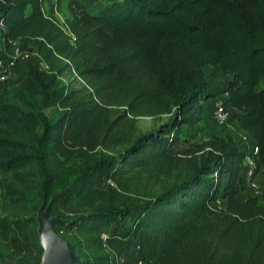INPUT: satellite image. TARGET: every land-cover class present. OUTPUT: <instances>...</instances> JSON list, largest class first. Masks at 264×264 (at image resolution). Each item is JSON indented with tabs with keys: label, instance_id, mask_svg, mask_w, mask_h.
Wrapping results in <instances>:
<instances>
[{
	"label": "trees",
	"instance_id": "16d2710c",
	"mask_svg": "<svg viewBox=\"0 0 264 264\" xmlns=\"http://www.w3.org/2000/svg\"><path fill=\"white\" fill-rule=\"evenodd\" d=\"M42 2L0 0V41L38 57L18 79L19 88L38 96L27 104L34 110L0 101V173L38 188L46 202L47 154L66 158L75 149L117 148L61 194L65 203L90 209L63 229L77 237L69 239L83 264H112L99 236H117L122 221L146 264H264V205L243 185V149L226 138L209 142L208 151L199 145L171 152L183 129L201 121L202 104L217 95L203 77L205 67L215 68L226 82L218 94L226 93L238 130L258 148L255 180L264 177V86L258 88L264 83V0H107L62 23L42 14ZM64 73L81 87L62 82ZM51 104L64 109L53 124L41 112ZM166 114L165 123L134 138L138 118L158 122ZM32 125L41 134L26 153L7 130ZM133 171L171 181L147 200L119 205L117 191L125 192L124 178ZM242 188L248 194L239 200ZM21 198L0 181L2 207ZM96 202L103 207L93 208ZM0 236L21 264H39L33 215L0 217Z\"/></svg>",
	"mask_w": 264,
	"mask_h": 264
},
{
	"label": "rangeland",
	"instance_id": "374dc122",
	"mask_svg": "<svg viewBox=\"0 0 264 264\" xmlns=\"http://www.w3.org/2000/svg\"><path fill=\"white\" fill-rule=\"evenodd\" d=\"M107 0H85L80 2L83 4L84 9L82 12L88 14L94 9L105 4ZM72 5H74L72 3ZM55 19V18H54ZM35 62L32 57L29 62H18L10 79L4 85H0V101L6 105H12L16 108L22 109L26 112L34 110L27 106L30 98L38 100L36 94L25 93L18 87V79L22 73L28 70ZM203 77L209 93L218 94L226 82L220 75L217 69L205 67L203 69ZM62 82L70 84L73 88L79 89L81 82L72 75H66L59 78ZM264 83L261 82L258 88H262ZM212 98V97H211ZM211 102L212 99L203 103V115L201 121L192 129H183L179 141L171 148L172 153H180L192 146L203 145L201 151H208L207 144L214 139L225 140L229 138L235 145L238 144L239 134L241 133L233 119L234 112L230 111L229 121L226 125H218L211 119ZM41 112L45 115L48 121L53 124L58 122L64 113V109H60L57 105L51 104L50 106L43 107ZM169 114L162 115L158 122H153L148 118H138L135 123L134 138L139 134L148 133L157 129L159 125L165 123L169 119ZM9 137L15 141H19L26 145V153H32L35 149L37 138L41 134L39 125H32L21 127L19 129L7 130ZM119 149H104L96 147L92 151H85L75 149L73 154L69 157H61L58 155H48L45 159L46 172L50 175L51 183L48 186V195L46 202L41 200L38 193V188L30 186L18 185L9 174L0 173V181L10 184V186L21 193V203L14 207H2L0 204V217L7 216L11 218L34 216L36 221V231L38 225L42 222L52 228V232L70 249L71 255L77 260V264H83L76 255L74 246L69 237H77L72 232L63 231L72 219H75L84 212H89L88 208H77L71 204L65 203V198L61 196L62 192L72 185L77 177L88 166L93 164L98 158L104 155H112L118 152ZM201 152H197L199 155ZM256 182L260 187V195L258 196V204L264 205V177L257 175ZM122 179V178H121ZM124 189L125 192L117 191V198L119 205H124L128 200H136L141 202L150 197L157 195L163 191L170 184V179H160L159 182H153L148 179L143 172L133 171L125 176ZM37 181V180H36ZM248 194L245 189H239L236 192V197L243 200ZM218 209L220 204H213ZM103 204L96 202L93 208H102ZM124 221L119 223V234L115 237H108L101 240V249L104 254H107L113 264L114 261L119 259L128 260L132 253V245L135 242L129 235L128 229L124 227ZM37 233V232H36ZM100 237V236H99ZM25 262V261H24ZM19 256L13 253L8 247L7 243L2 240L0 236V264H21ZM24 264H29L25 262ZM40 264V261H39Z\"/></svg>",
	"mask_w": 264,
	"mask_h": 264
},
{
	"label": "built area",
	"instance_id": "2783aa9c",
	"mask_svg": "<svg viewBox=\"0 0 264 264\" xmlns=\"http://www.w3.org/2000/svg\"><path fill=\"white\" fill-rule=\"evenodd\" d=\"M83 2L85 0H78ZM8 51L0 57V85H4L8 82L18 62H29L33 57L35 62L38 61V57L31 54L26 48L21 47L15 43L8 44ZM225 88V86L223 87ZM230 107L227 103L226 93L217 94L212 98L211 102V119L218 125H226L229 121ZM238 146L244 151L243 167H244V187L253 196L258 197L261 193L260 187L255 180V159L258 153V148L253 145L251 139L244 133L239 134ZM107 185L113 187V184L106 182ZM215 204H220L216 201ZM107 237L104 233L100 234V239L103 241ZM113 264H146L139 259L137 255L136 242L132 245V253L128 260L119 259L114 261Z\"/></svg>",
	"mask_w": 264,
	"mask_h": 264
},
{
	"label": "water",
	"instance_id": "95a60500",
	"mask_svg": "<svg viewBox=\"0 0 264 264\" xmlns=\"http://www.w3.org/2000/svg\"><path fill=\"white\" fill-rule=\"evenodd\" d=\"M37 239L42 250L40 264H77L70 249L43 222L37 227Z\"/></svg>",
	"mask_w": 264,
	"mask_h": 264
},
{
	"label": "crops",
	"instance_id": "0c3cea01",
	"mask_svg": "<svg viewBox=\"0 0 264 264\" xmlns=\"http://www.w3.org/2000/svg\"><path fill=\"white\" fill-rule=\"evenodd\" d=\"M83 9V4L78 0H43L41 6L44 16L53 17L60 23L64 20H70L76 15L84 14ZM8 48L9 45L0 41V54L6 53ZM261 198L264 200V196Z\"/></svg>",
	"mask_w": 264,
	"mask_h": 264
}]
</instances>
